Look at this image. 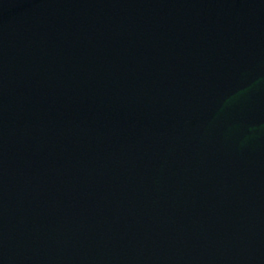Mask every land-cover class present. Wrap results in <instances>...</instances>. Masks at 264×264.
Returning a JSON list of instances; mask_svg holds the SVG:
<instances>
[{"label": "water", "instance_id": "obj_1", "mask_svg": "<svg viewBox=\"0 0 264 264\" xmlns=\"http://www.w3.org/2000/svg\"><path fill=\"white\" fill-rule=\"evenodd\" d=\"M0 264H264V110L175 0H0Z\"/></svg>", "mask_w": 264, "mask_h": 264}]
</instances>
